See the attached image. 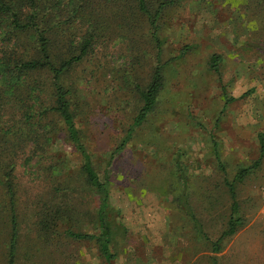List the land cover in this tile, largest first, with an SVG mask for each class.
I'll list each match as a JSON object with an SVG mask.
<instances>
[{
    "label": "rangeland",
    "instance_id": "374dc122",
    "mask_svg": "<svg viewBox=\"0 0 264 264\" xmlns=\"http://www.w3.org/2000/svg\"><path fill=\"white\" fill-rule=\"evenodd\" d=\"M82 9L50 30V38L65 36L73 52L93 36L60 83L91 167L105 184L112 264H264V0H175L161 12V87L127 139L155 65L148 27L132 0H94ZM51 54L55 62L66 57ZM35 56L31 32L12 31L0 20V92L37 96L31 101L20 93L25 108L8 95L0 111V264L9 229L8 172L16 264H107L93 240L65 234L96 236L99 200L58 117L37 115L51 100L48 73L10 84L12 65ZM25 109L33 114L28 123L19 117ZM227 184L241 225L214 253L209 241L230 215ZM44 212L53 217L46 237L38 225Z\"/></svg>",
    "mask_w": 264,
    "mask_h": 264
},
{
    "label": "trees",
    "instance_id": "16d2710c",
    "mask_svg": "<svg viewBox=\"0 0 264 264\" xmlns=\"http://www.w3.org/2000/svg\"><path fill=\"white\" fill-rule=\"evenodd\" d=\"M92 1L94 0H0V20H4V22H6V26L10 30L15 32L29 31L34 38L35 58L28 59L23 62L18 60L14 65H12V70H10L9 75H13L14 73L15 76L12 77L10 84L17 86L19 84V78L26 76L28 73L42 70L48 73L51 85V100L47 106H43L44 108H42L37 115L38 117H44L47 113H53L58 117L60 123L65 128L68 139L80 151L82 157L80 169L86 184L92 188L98 196L99 207L96 211V220L99 233L96 236H92L66 231L65 234L67 237L74 240H93L97 245L98 252L103 260L107 264H112L115 255L111 253L108 248L111 230L109 223L106 221L108 202L105 184L99 181L96 173L91 167L90 159L85 152L81 143L79 132L73 122V116L67 97L68 92L60 83L63 74L68 71L73 64L80 61L86 55L93 36L87 35L83 39L84 41L80 42L76 49L74 48L73 52H68L70 46H68L69 42L65 39V36H63V38L57 37L55 40L50 38V30L57 29L66 21L70 22L83 10L82 8L84 5L89 7ZM132 1L134 2L136 12L139 13L146 22L149 31L148 38L156 51V55L155 65L153 66V70L150 74L148 84L142 92L141 107L139 108L136 116L133 118L132 124L127 130L125 139L128 138L133 128L140 125L146 119L148 113L155 104L156 95L162 83L161 72L163 68V64H161L158 59L162 45V41L158 34V20L161 12L166 7L172 5L175 0ZM59 5L61 6L59 7ZM52 50L56 51V55L54 57H57L58 55L62 56L64 53L66 54V57L55 62V58L52 60L51 57ZM212 59L213 64H211V67L214 69L218 59L216 57H212ZM23 92H25L24 94L28 100L29 97L31 98V101H33V98L37 99V96H32V91L27 92L26 90H23ZM23 92L18 91L17 94L16 91L0 92V111L3 109V105L9 104L7 101L8 95H10L12 101L18 99L19 104L27 108L25 103H23V99L20 97V93ZM19 117L22 122L28 123L33 118V114L30 113L29 109H25ZM0 124H2V126L4 125L1 120V114ZM0 135H2V132ZM124 144L125 140L121 142L119 148L123 147ZM250 169L251 167L239 169L235 178L244 176ZM9 175H11L10 172H8L5 176V185L7 186V193L9 196L7 203L9 229L6 252L3 261L4 264H16L18 222L13 208L12 192L9 188ZM227 188L230 199V215L227 221L226 229L216 240L209 241L211 250L214 253L220 251L221 242L227 237L233 235L237 228L241 225V219L238 216L235 193L230 184H227ZM185 210L187 211L186 206ZM187 214L191 217L189 211H187ZM52 220L53 217H50V213L48 212H44L42 217L38 220L39 230L42 231L41 234L44 235V237L51 232L49 224ZM192 220L194 221L193 218ZM203 238L207 241L206 236L203 235ZM212 264L216 263L213 261Z\"/></svg>",
    "mask_w": 264,
    "mask_h": 264
},
{
    "label": "built area",
    "instance_id": "2783aa9c",
    "mask_svg": "<svg viewBox=\"0 0 264 264\" xmlns=\"http://www.w3.org/2000/svg\"><path fill=\"white\" fill-rule=\"evenodd\" d=\"M260 193H261V196H262V202H263V208H262V211H261V215L264 217V181L260 187Z\"/></svg>",
    "mask_w": 264,
    "mask_h": 264
}]
</instances>
